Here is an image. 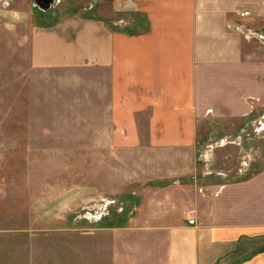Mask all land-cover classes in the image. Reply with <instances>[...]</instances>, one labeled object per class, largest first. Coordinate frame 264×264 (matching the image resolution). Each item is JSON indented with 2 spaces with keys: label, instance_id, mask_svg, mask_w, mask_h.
Returning <instances> with one entry per match:
<instances>
[{
  "label": "rangeland",
  "instance_id": "rangeland-1",
  "mask_svg": "<svg viewBox=\"0 0 264 264\" xmlns=\"http://www.w3.org/2000/svg\"><path fill=\"white\" fill-rule=\"evenodd\" d=\"M100 14L112 28L130 19L114 0L47 12L0 0V264H167L168 230L194 201L254 178L255 191L264 176L263 36L252 34L234 106L199 120L192 148L116 149L97 85L32 58L38 30Z\"/></svg>",
  "mask_w": 264,
  "mask_h": 264
},
{
  "label": "crops",
  "instance_id": "crops-1",
  "mask_svg": "<svg viewBox=\"0 0 264 264\" xmlns=\"http://www.w3.org/2000/svg\"><path fill=\"white\" fill-rule=\"evenodd\" d=\"M114 3L130 17L116 28L100 14L38 30L33 64L72 77L70 84H92L94 92L97 85L114 148H192L198 121L235 104L252 34L264 37L255 28L264 21V0ZM257 180L255 191L256 178L194 201L191 219L168 230L167 264H264V176Z\"/></svg>",
  "mask_w": 264,
  "mask_h": 264
},
{
  "label": "water",
  "instance_id": "water-1",
  "mask_svg": "<svg viewBox=\"0 0 264 264\" xmlns=\"http://www.w3.org/2000/svg\"><path fill=\"white\" fill-rule=\"evenodd\" d=\"M34 4L39 7L42 11H49L55 4L60 0H33Z\"/></svg>",
  "mask_w": 264,
  "mask_h": 264
},
{
  "label": "built area",
  "instance_id": "built-area-1",
  "mask_svg": "<svg viewBox=\"0 0 264 264\" xmlns=\"http://www.w3.org/2000/svg\"><path fill=\"white\" fill-rule=\"evenodd\" d=\"M238 15L240 17H242V18H245V17H249L250 16V12L249 11H239Z\"/></svg>",
  "mask_w": 264,
  "mask_h": 264
}]
</instances>
